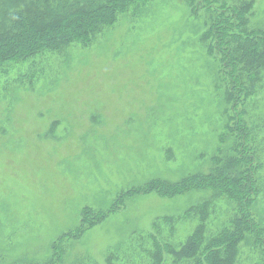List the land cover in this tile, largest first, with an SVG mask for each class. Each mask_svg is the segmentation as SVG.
<instances>
[{
  "label": "rangeland",
  "instance_id": "rangeland-1",
  "mask_svg": "<svg viewBox=\"0 0 264 264\" xmlns=\"http://www.w3.org/2000/svg\"><path fill=\"white\" fill-rule=\"evenodd\" d=\"M251 1L249 27L264 32V0ZM204 20L184 0H151L87 46L0 69V264L50 261L61 236L57 264H152L153 241L180 248L200 220L192 208L207 202L208 233L228 226L235 203L212 188L141 193L207 175L237 147ZM247 108L264 228V71ZM120 194L78 238L83 212L109 211ZM254 245H240L236 264H259Z\"/></svg>",
  "mask_w": 264,
  "mask_h": 264
},
{
  "label": "trees",
  "instance_id": "trees-1",
  "mask_svg": "<svg viewBox=\"0 0 264 264\" xmlns=\"http://www.w3.org/2000/svg\"><path fill=\"white\" fill-rule=\"evenodd\" d=\"M147 1L151 0H0V69L10 62H26L46 52L59 53L74 44L87 46L111 28L119 15ZM184 1L194 15L202 13L205 18L208 50L216 55L224 78L228 117L224 130L232 134L237 147L231 157L213 158V168L207 175L198 174L176 185L152 181L141 193L177 196L191 189L212 188L228 196L236 208L228 226L212 234L207 230L208 202L192 208L200 215L194 232L178 249L161 248L153 241L152 264H163L165 253L173 257L174 264H236L244 242L259 248V264H264V228L255 213L261 187L259 152L250 130L254 124L246 118L264 71V32L249 27L251 0ZM122 196L104 213L85 210L78 238L84 229L100 224L113 212ZM60 239L64 236L57 243ZM57 243L51 247L50 261L43 264L61 262L62 250Z\"/></svg>",
  "mask_w": 264,
  "mask_h": 264
}]
</instances>
